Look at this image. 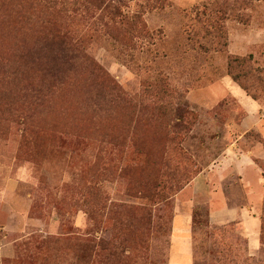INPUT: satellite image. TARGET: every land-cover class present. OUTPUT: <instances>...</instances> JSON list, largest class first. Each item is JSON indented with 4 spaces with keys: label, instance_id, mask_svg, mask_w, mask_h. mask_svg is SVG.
Listing matches in <instances>:
<instances>
[{
    "label": "rangeland",
    "instance_id": "obj_1",
    "mask_svg": "<svg viewBox=\"0 0 264 264\" xmlns=\"http://www.w3.org/2000/svg\"><path fill=\"white\" fill-rule=\"evenodd\" d=\"M49 2L0 0V264H170L179 218L264 264V0Z\"/></svg>",
    "mask_w": 264,
    "mask_h": 264
},
{
    "label": "trees",
    "instance_id": "obj_2",
    "mask_svg": "<svg viewBox=\"0 0 264 264\" xmlns=\"http://www.w3.org/2000/svg\"><path fill=\"white\" fill-rule=\"evenodd\" d=\"M56 2L57 0H50L49 4L53 3L56 5ZM75 6H78V5H81V3H73ZM123 18H127L125 16H122ZM135 20V19H134ZM50 38V37H48ZM67 38L66 36L64 38L62 37H59L58 39H55V38H51V39H48V42H52V43H55L54 41H58V44H66L67 47H70L69 50H71V52H76L78 54H81V51L77 48V47H72L70 46V44H68L67 42ZM251 61H253V58L252 56H250L249 58H239V57H233L230 59L229 61V73L231 75V77L233 78V80L237 83H239L245 90L248 91V84L246 83V80L247 78L249 77V75L251 73L249 72H246L245 68L248 66V63H250ZM4 64L5 62H2L1 63V67H2V70H4ZM257 72H264V69L263 68H257L256 69ZM16 73L14 72L13 76H8V80H7V83H14L17 78L14 76ZM5 76L4 74L2 75V77ZM4 82L5 79H2L1 82ZM264 83L263 79L260 78V83ZM32 88V91L36 92L37 94L40 92V91H43V89L45 90L46 88H49V89H54V86L53 85H50V86H47L46 88L44 86H34L32 85L31 86ZM28 91V90H27ZM4 91L3 89H0V95L1 94H4ZM198 212L199 211H196L195 213V216H194V225L195 227L202 224V221L199 220L198 218ZM93 251H94V246L92 244L91 241H87L86 243L84 244H81V261L83 264H91L93 261L91 262L92 258H93Z\"/></svg>",
    "mask_w": 264,
    "mask_h": 264
},
{
    "label": "crops",
    "instance_id": "obj_3",
    "mask_svg": "<svg viewBox=\"0 0 264 264\" xmlns=\"http://www.w3.org/2000/svg\"><path fill=\"white\" fill-rule=\"evenodd\" d=\"M252 240L256 238L254 227L247 229ZM173 251L170 264H194L193 258V231L191 222L179 218L175 222Z\"/></svg>",
    "mask_w": 264,
    "mask_h": 264
}]
</instances>
